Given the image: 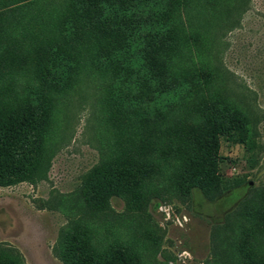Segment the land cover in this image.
<instances>
[{
	"label": "trees",
	"instance_id": "obj_1",
	"mask_svg": "<svg viewBox=\"0 0 264 264\" xmlns=\"http://www.w3.org/2000/svg\"><path fill=\"white\" fill-rule=\"evenodd\" d=\"M249 2L0 0V185L46 179L85 112L105 150L102 164L121 167L127 185L142 172L148 190L219 194V139L237 140L247 116L218 83L213 56ZM200 14L226 23L195 27ZM101 187L94 183L97 196ZM246 198L262 204L244 216L243 233L226 234L228 264H264V186H251ZM93 227L68 238L87 246L66 264H143L122 245L93 238ZM0 264L22 262L0 245Z\"/></svg>",
	"mask_w": 264,
	"mask_h": 264
},
{
	"label": "rangeland",
	"instance_id": "obj_2",
	"mask_svg": "<svg viewBox=\"0 0 264 264\" xmlns=\"http://www.w3.org/2000/svg\"><path fill=\"white\" fill-rule=\"evenodd\" d=\"M199 16L191 20L195 27L226 23V18ZM225 34L213 56L220 67L218 83L247 117L233 134L237 140L219 139V194L199 188L148 190L149 175L142 172L127 185L121 167L102 164L105 150L86 127L88 114L81 112L46 179L0 185V245L13 249L22 264H66L69 254L77 257L87 246L81 240L71 246L68 238L94 225L93 238L122 245L143 264L230 263L233 244L224 240L226 234L243 233L244 216L262 204L246 196L251 186H264V0H250L238 27ZM94 183L105 188L99 196Z\"/></svg>",
	"mask_w": 264,
	"mask_h": 264
},
{
	"label": "water",
	"instance_id": "obj_3",
	"mask_svg": "<svg viewBox=\"0 0 264 264\" xmlns=\"http://www.w3.org/2000/svg\"><path fill=\"white\" fill-rule=\"evenodd\" d=\"M251 185H253V181H249L248 187L251 186Z\"/></svg>",
	"mask_w": 264,
	"mask_h": 264
}]
</instances>
